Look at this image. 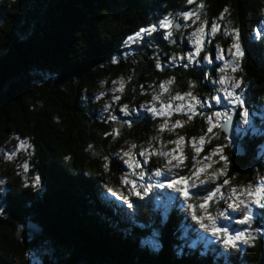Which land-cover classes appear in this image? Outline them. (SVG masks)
<instances>
[{
  "label": "trees",
  "instance_id": "1",
  "mask_svg": "<svg viewBox=\"0 0 264 264\" xmlns=\"http://www.w3.org/2000/svg\"><path fill=\"white\" fill-rule=\"evenodd\" d=\"M203 3L201 19L209 21L219 17L225 7L229 9L220 24L221 29H236L240 34L245 49L241 77L253 88L263 89L264 45L253 32L264 17V0ZM194 7L186 0H0V148L13 135L27 140L32 145L27 172L35 171L41 180L33 187L25 182L24 172L7 173L8 179L2 180L0 264H50L45 255L42 261L35 257L41 240L49 243L51 251L55 248L59 257L62 252L68 254V261L57 257L59 264H264V233L256 234L252 246L242 245L223 254L195 236L199 229H193L192 219L184 218L186 205L182 199L176 200L177 193L167 210L154 205V199L145 203L130 196L131 208L119 199L121 210L128 212L124 217L104 203V197H109L99 188L128 195L120 183L123 166L113 154L130 144L145 147L151 141L172 139L171 133L159 130L163 117L154 118L143 111L125 117L118 106L139 109L149 101L150 90H158L159 82L170 77L175 80L171 94L188 91L189 81L201 95L207 96L213 87L202 79L203 64L183 68L180 62L171 66L166 62L174 54L186 53L185 33L195 25L173 29L171 40L154 34L145 37L143 44L124 43L140 27ZM177 23L183 25L184 21ZM210 41V54L214 52L212 44L227 48L231 43L221 31ZM157 56L165 64L163 71L154 67ZM112 57L119 62L111 63ZM210 70L215 79L214 68ZM121 78L126 81L125 91L118 94L121 101L109 113L120 121H131V127L110 121L109 113L100 110L103 99L93 100L89 95L93 90H107V85ZM142 86L147 94H142ZM257 98L264 99V89L257 91ZM177 119L187 118L176 116L172 121ZM205 127L197 116L176 130L187 142L201 136ZM113 128H120L117 139L105 135ZM218 133L219 139L206 144L201 156L224 143L231 182H250L255 173L261 174V136L234 132L244 149L243 156H235L229 139H223L226 134ZM184 152V167L176 170L189 175L193 149L186 143ZM105 156L111 157L107 170ZM162 160L153 157L149 168L162 167ZM158 190L155 187L149 194L156 195ZM161 193L157 199L168 196ZM196 213L200 214L199 209ZM27 221L40 225L43 233L34 238L25 231L16 239L18 226ZM259 221L264 228L260 215L254 222ZM182 223L189 225L184 227L192 235L189 243L182 234Z\"/></svg>",
  "mask_w": 264,
  "mask_h": 264
},
{
  "label": "snow or ice",
  "instance_id": "2",
  "mask_svg": "<svg viewBox=\"0 0 264 264\" xmlns=\"http://www.w3.org/2000/svg\"><path fill=\"white\" fill-rule=\"evenodd\" d=\"M187 5H195L192 10L183 9L177 13V17L184 21L183 25L177 23V17H173L171 14L164 15L156 22L140 27L133 35H129L124 42L126 45H132L135 43L143 44L145 37H152L154 34H159L165 40H171L173 37V29L179 30L182 27H189L195 25L196 27L190 33H188V40L186 43L192 44L194 50H189L186 53L174 54L166 62L168 65H174L180 62L179 66L187 68L192 64H200L204 62L208 65H214V59L219 58L221 61L227 57L231 58V62L226 64L223 69L219 65H214L216 70L224 73L230 69L231 75L221 74L219 78L213 79V74L204 72L202 79L210 81L213 86L207 96L198 94L193 91L196 84L192 81L188 82V91L183 93L176 92L171 94L170 86L175 83L174 78H168L161 81L158 84L159 92H153L151 94L150 102L143 106L142 109H129L127 104H123L119 107V113L127 117L131 112L143 111L150 114L152 117H171L173 112L180 113L186 116V121L177 119L175 123L168 125V120L165 119L164 124L160 125V131L163 132L167 129L171 132L173 129L184 127L185 123H190L195 117L200 116L204 123L205 128H202V135L197 137H191L185 140L184 136H178L175 140H170L169 143L175 145V147L165 151L163 146L157 150L149 143L148 147L138 146L136 144H130L127 150H121V152L114 153L113 155L119 163H121L127 171L120 178L122 186L128 189V195L121 194L118 199L123 200L129 208L133 207L129 200L130 196H136L143 198L151 188H168L172 192L177 193L183 200L192 221L197 224L200 229L211 235L217 242H219L225 249L239 250L241 245L252 246V241L256 239V234L264 233V228H256L254 231L250 230L253 220L256 216L255 209L260 210L261 217L264 218V178L258 181L249 183L244 187H232L225 193L223 189L230 185L231 181L227 178L228 167L230 161L224 154V150L227 147L226 144L220 143L212 146L203 156L204 145L211 144L213 139H219L216 130L226 129L233 122V113L239 116L237 124L247 125L249 122V111L246 108V102L243 95L238 94L237 90H242L244 82L242 78H237L236 73L241 70L240 63L245 56V49L241 46L240 34L238 30L232 29L229 31L224 28L223 35L229 36L231 43L227 48H221L219 45L216 47L215 57L211 54H204L202 61L197 59L201 57L202 53L207 52L205 48L206 36L214 37L221 31V24L225 17V14L229 12V9L225 7L220 13L219 17L209 21L208 19H201L202 10L205 8L203 0H186ZM191 21V24H189ZM256 36L260 39H264V32L257 31ZM111 63H118L116 57H112ZM156 70L163 71L165 64L157 56L155 65ZM130 79V78H129ZM114 87L113 103L119 104L121 101V93L125 91L126 81L121 78L119 80L112 81ZM219 85V87H217ZM142 94L143 86H142ZM169 93L167 101H163L161 97ZM220 106L216 108L215 106ZM111 105L106 104L104 106L105 111H109ZM207 109V111H206ZM108 119L113 123L121 125V127L127 125L132 126V122L128 120L120 121L116 115L109 113ZM106 136H110L112 139H117L120 136V128H113L110 133H105ZM227 140V136L223 138ZM187 143L193 149V167L189 175L173 174L171 178L167 180V183H151V179L147 187L143 183L147 165L150 164L153 157H162L164 164L162 167H155L151 171V177H168L173 173L174 169H182L185 164L186 157L183 155L182 148ZM140 151H136L137 148ZM32 148V145L23 138L19 139V143L14 150L0 148V154L3 155L5 162H11L18 156L21 150L28 151ZM104 168H109L110 156L104 158ZM200 165V166H197ZM219 165V167H216ZM25 172L28 171L29 165L25 161L20 165ZM205 173H210L206 178L207 181H219L220 177H225L222 183H216L214 187L207 191L206 194H202L200 189L206 184V179H201ZM3 183V181H0ZM40 184V177H33L32 186H38ZM27 186V184L25 185ZM196 191H193V190ZM111 192L112 189H109ZM193 198L199 200L198 204L190 203ZM223 201V210L216 209L215 214L212 213V203H219ZM198 208L200 214L197 215L195 209ZM237 216H233V214ZM207 221V223H205ZM221 221H226L228 224H220ZM242 226L240 228L232 229L228 225L231 223ZM255 232V234H254Z\"/></svg>",
  "mask_w": 264,
  "mask_h": 264
},
{
  "label": "rangeland",
  "instance_id": "3",
  "mask_svg": "<svg viewBox=\"0 0 264 264\" xmlns=\"http://www.w3.org/2000/svg\"><path fill=\"white\" fill-rule=\"evenodd\" d=\"M176 13H178V12H176ZM176 13L175 12L172 13L173 17H177ZM177 20H180V19L177 17ZM219 23H221V21H219ZM257 24L258 25L254 29V32H253V35H255V39L256 40L260 39V38H258L256 36V32L257 31L264 32V17L261 20L259 19ZM195 27L190 29V31L188 33L192 32ZM223 30L224 29H221V33L222 34H223ZM188 33H185V37H186L187 40H188V35H187ZM223 36H225V35H223ZM225 37H227V39L231 42V39H230L229 36H225ZM211 38H212V36H206V38H205L206 39L205 48L207 49V52L202 53L201 57H198L197 59H200L202 61V56L204 54H210L209 51H208V48L210 47V45L212 43L210 41ZM262 41H263L262 44L264 45V39H262ZM132 45H134V44H132ZM212 45L214 46V49H213L214 52L211 55L215 57L216 47L219 44L217 43V44H212ZM185 50H186V52L189 51V50H194L193 45L187 43V46L185 47ZM230 62H231V58L227 57V55H226L225 60H223V61H221L218 57L214 59V65H219L221 69H223L224 66L226 64H229ZM200 64H203L204 72H209V71H211L210 70L211 68H214V75H215L214 77H215V79L219 78V76L221 74H225V75H231L232 74L230 72V69L228 71L224 72V73H221V71L216 70L214 65H208V64H206L204 62H201ZM240 69L241 70H239L236 73L237 78H242L241 77V71H242L241 63H240ZM258 75H259V73H258ZM243 82H244L243 89L242 90H237V91H238V94L243 95V97L245 99L246 108L249 111V122H248L247 125H243V124L238 125L237 121L240 118L234 112L233 113V122H232L231 125H232V129L234 130V132H236L237 135L243 136L245 134V132H249L250 135L257 134L258 136H261V142L258 145L259 146L258 162L262 165L263 168H262L261 174L255 173V175L253 176L254 178L250 182H245V183L242 182V183H238V184L237 183L235 184V183L231 182L230 185L226 186L223 189V191L225 193H227L230 190V188H232V187H244V186L248 185L249 183H252V182L260 180L261 178H264V99L258 100V98H257V91L263 90L264 88L263 89H258L259 86L257 87V85L253 88L248 81H244L243 80ZM114 87H118V85H114L111 82L109 85H107V90H104V89H101L100 91L93 90V91H90V93H89V95L93 98V100H97V98L103 99V105L101 106L100 110L104 114H108L111 109L113 110L115 108L114 107L115 103H113V99H112V97H113L112 89ZM217 87H219V85H217ZM159 91H160L159 88H158V90H156V89L150 90L149 98H151V94L153 92H159ZM196 93H198V92H196ZM118 94L119 93H116V95H118ZM168 95H169L168 93H165L161 97V99L166 102L167 99H168ZM149 102H150V99H149V101L142 103L139 109H142V107L147 105ZM106 104L111 105L109 111H105V109H104V106ZM119 107L120 106H118V111H119ZM215 107L219 108L220 106L217 105ZM206 111H207V109H206ZM136 113H142V112L141 111H136ZM176 116H183L184 117L183 114L173 112L171 117H167V118L163 117L164 122H165V119H167L168 120V125L170 126L171 124L175 123L176 120H174V121H172V120L175 119ZM179 120H181V119H179ZM170 121H172V122L170 123ZM165 130L168 131L167 129H165ZM219 130L220 129L216 130V133H217L218 137H219V133H218ZM169 133H171L172 139L169 138V139H166L164 141L158 139L156 141H151L150 142L151 146L153 148L157 149V150L161 149V147L163 146V150H165V151L175 147V145L170 144L169 141L170 140H175L178 136H182V135H179L177 133L176 129H173ZM19 139L20 138L17 137V136H14V135L10 136L7 139L8 142L2 148L9 149V150H14L16 148V145L19 143ZM148 146H149V144L147 146H145V148L148 147ZM185 146H186V144L182 148L184 156H186L185 152H184ZM204 148H205V145H204ZM122 150H127V147L125 149H122ZM136 151L137 152L140 151V148L138 147L136 149ZM29 154H30V150H28V151L21 150L18 153V156L16 158H14L11 162H5L3 155H1L0 156V160H1L0 161L1 162L0 163V181H2L4 179H8L6 177L7 173H15L16 174V173L24 172L23 176H24V180H26L25 182L30 184V185H32L33 177L38 176V174L35 171H33V173L25 172L24 169L20 166L25 161L28 163ZM224 154L227 156V152L225 150H224ZM162 164H164V159L162 160ZM198 166H200V165H198ZM216 166L219 167V165H216ZM146 167H147V170H146V173H145L144 180L143 181H138V183H143L145 185V187H147V185L149 184L150 179H151V183H153V184L156 183V182L167 183V180L171 178V175H173L175 173L180 175V173H179L180 169H179V172L176 169H174L173 173L169 174L168 177H151V171L154 170L155 167L152 166L151 169L149 168V165H147ZM123 170H124V172L127 171V169L124 166H123ZM209 175H210V173H205L203 176H201V179H206ZM224 179H225L224 177H220L219 181H207V179H206V184L204 186H202L201 189H200L201 193L202 194H206V192L211 190L216 183H222ZM40 182H41V180H40ZM0 186H2L1 183H0ZM151 189L154 190L155 187H153ZM151 189L146 194L143 195L142 199L138 198L136 196H133L134 199L136 198L137 201H143L145 203L150 202V200L154 199L153 200L154 201V205H159V206L163 205L164 210L165 209L167 210L168 209L167 207L169 206L168 204H171V199H172L171 198V191L172 190L168 189V188H158L160 192L165 193L166 195H168L170 197L166 196L164 198L162 197L160 199H157L156 195L149 194L151 192ZM122 191L124 193L128 194V189L127 188H124ZM193 191H196V190L194 189ZM108 195H109L110 199H111V197L114 198V195H112V196L110 194H108ZM172 195H173L172 197H174L175 194L172 193ZM155 198L157 200H155ZM153 201H151V202H153ZM189 202L193 203L195 205L196 203H199V200L196 199V198H193ZM183 205H184V202H183ZM211 207H212V213L215 214L217 208H219L220 210H223V201H220L219 203L213 202ZM183 210L186 211L185 216H188L191 219V215H190L189 210L187 209V207L185 209H183ZM195 211H198V208H196ZM254 212L256 213V216H255V218L253 220V223H252V226H251V229H250V230H253V231L256 228L260 227L261 224H263V221H259L258 223L254 222L258 218V215L261 216L259 209H255L254 208ZM233 216H237V214L234 213ZM237 218H239V217L237 216ZM262 220H263V218H262ZM205 223H207V221H205ZM220 224H228V222L221 221ZM182 225H183L182 226V228H183L182 234L185 233L187 235V239L185 241H186V243H189V240L192 237V235H190L191 232H188L184 228L186 225L187 226H189V225L185 224V223H182ZM228 226L230 228H232V229H236V228L242 227V226L236 225L234 222L229 224ZM194 227L198 228L199 231L201 232V233H198V235L195 234V236L207 237L206 238V243L210 244L212 249L215 248V250L217 252L220 251L221 253L226 254L227 250H233V249H225L223 247V245H221L219 242H217L211 235H209L207 232L202 231L198 225H195ZM29 234H31V233L29 232ZM254 234H255V232H254ZM48 244L49 243L46 240H41V241L38 242L37 248L40 251V253H38V255L36 254V256H35L38 261H42L41 257L43 258L44 255L46 257V261L49 260L51 262L50 264H59V260H57V257L61 261H68V259H69L68 254L66 255L65 252H62V255L60 254V257H59L57 251L55 250V248L51 251L48 248Z\"/></svg>",
  "mask_w": 264,
  "mask_h": 264
},
{
  "label": "water",
  "instance_id": "4",
  "mask_svg": "<svg viewBox=\"0 0 264 264\" xmlns=\"http://www.w3.org/2000/svg\"><path fill=\"white\" fill-rule=\"evenodd\" d=\"M179 24V23H178ZM228 139L230 140V149L235 156H243L244 149L242 148L240 142L235 136V133L230 124L226 129L222 130ZM25 231H29L34 238H38L42 234V227L37 225L32 221L23 222L20 224L15 232L16 239H20Z\"/></svg>",
  "mask_w": 264,
  "mask_h": 264
},
{
  "label": "bare ground",
  "instance_id": "5",
  "mask_svg": "<svg viewBox=\"0 0 264 264\" xmlns=\"http://www.w3.org/2000/svg\"><path fill=\"white\" fill-rule=\"evenodd\" d=\"M43 230H44V229L42 228V233H43Z\"/></svg>",
  "mask_w": 264,
  "mask_h": 264
}]
</instances>
